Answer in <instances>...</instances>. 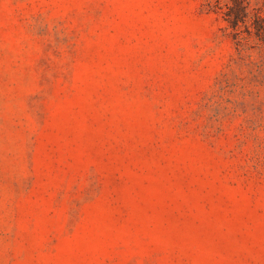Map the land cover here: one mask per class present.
<instances>
[{
    "label": "rangeland",
    "instance_id": "obj_1",
    "mask_svg": "<svg viewBox=\"0 0 264 264\" xmlns=\"http://www.w3.org/2000/svg\"><path fill=\"white\" fill-rule=\"evenodd\" d=\"M254 45L206 0H0V264H264Z\"/></svg>",
    "mask_w": 264,
    "mask_h": 264
},
{
    "label": "trees",
    "instance_id": "obj_2",
    "mask_svg": "<svg viewBox=\"0 0 264 264\" xmlns=\"http://www.w3.org/2000/svg\"><path fill=\"white\" fill-rule=\"evenodd\" d=\"M206 6L226 21L240 52L254 43L264 48V0H206Z\"/></svg>",
    "mask_w": 264,
    "mask_h": 264
}]
</instances>
